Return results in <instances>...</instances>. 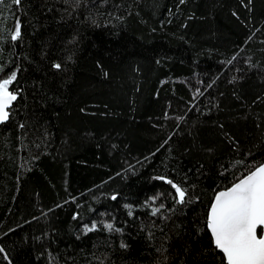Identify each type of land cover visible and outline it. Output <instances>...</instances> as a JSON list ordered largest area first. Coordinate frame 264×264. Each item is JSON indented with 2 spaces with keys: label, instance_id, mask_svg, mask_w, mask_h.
<instances>
[{
  "label": "trees",
  "instance_id": "obj_1",
  "mask_svg": "<svg viewBox=\"0 0 264 264\" xmlns=\"http://www.w3.org/2000/svg\"><path fill=\"white\" fill-rule=\"evenodd\" d=\"M0 91L16 97L0 126V264H74L76 234L139 178L184 191L145 220L150 252L175 214L191 264H225L206 217L264 163V0H87L70 20L0 0ZM180 165L202 172L191 189Z\"/></svg>",
  "mask_w": 264,
  "mask_h": 264
},
{
  "label": "rangeland",
  "instance_id": "obj_2",
  "mask_svg": "<svg viewBox=\"0 0 264 264\" xmlns=\"http://www.w3.org/2000/svg\"><path fill=\"white\" fill-rule=\"evenodd\" d=\"M85 1L28 0L45 15L64 20H70L78 6ZM35 43V36L30 30L20 39L21 48L27 52L32 50ZM163 163V156L159 154L152 170H158ZM164 168L173 173V167L166 168L164 165ZM177 171L186 175L188 183L181 182L185 189L196 185L202 174L199 169L183 165ZM141 179L132 181L122 191L121 200L114 205L113 213L97 214L88 226L76 234L77 254L68 257V261L74 264H191L194 261L184 233L185 217L179 218L175 214L169 218L173 235L165 250L150 252L146 247L142 231L145 220L164 216L174 201L184 197V191L175 183L172 184L173 194L165 187L145 190Z\"/></svg>",
  "mask_w": 264,
  "mask_h": 264
},
{
  "label": "water",
  "instance_id": "obj_3",
  "mask_svg": "<svg viewBox=\"0 0 264 264\" xmlns=\"http://www.w3.org/2000/svg\"><path fill=\"white\" fill-rule=\"evenodd\" d=\"M15 99L9 91L0 93V126ZM206 229L225 264H264V163L215 193Z\"/></svg>",
  "mask_w": 264,
  "mask_h": 264
}]
</instances>
